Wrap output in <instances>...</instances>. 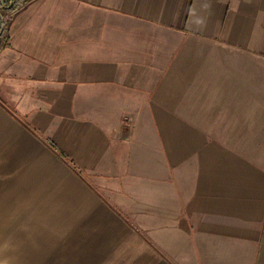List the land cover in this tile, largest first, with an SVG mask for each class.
I'll return each mask as SVG.
<instances>
[{"label":"crops","instance_id":"obj_1","mask_svg":"<svg viewBox=\"0 0 264 264\" xmlns=\"http://www.w3.org/2000/svg\"><path fill=\"white\" fill-rule=\"evenodd\" d=\"M10 16L0 264H264V0Z\"/></svg>","mask_w":264,"mask_h":264},{"label":"trees","instance_id":"obj_2","mask_svg":"<svg viewBox=\"0 0 264 264\" xmlns=\"http://www.w3.org/2000/svg\"><path fill=\"white\" fill-rule=\"evenodd\" d=\"M26 0H0V41L2 39L5 26L10 20V15L16 12ZM50 145L57 151L58 148L50 142Z\"/></svg>","mask_w":264,"mask_h":264}]
</instances>
